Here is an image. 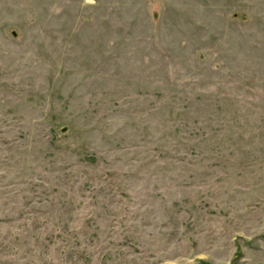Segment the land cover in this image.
I'll list each match as a JSON object with an SVG mask.
<instances>
[{"label":"rangeland","instance_id":"obj_1","mask_svg":"<svg viewBox=\"0 0 264 264\" xmlns=\"http://www.w3.org/2000/svg\"><path fill=\"white\" fill-rule=\"evenodd\" d=\"M0 264H264V0H0Z\"/></svg>","mask_w":264,"mask_h":264}]
</instances>
